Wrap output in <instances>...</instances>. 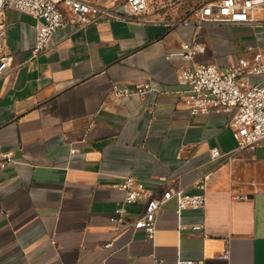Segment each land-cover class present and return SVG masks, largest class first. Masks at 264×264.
Returning <instances> with one entry per match:
<instances>
[{
    "label": "crops",
    "instance_id": "0c3cea01",
    "mask_svg": "<svg viewBox=\"0 0 264 264\" xmlns=\"http://www.w3.org/2000/svg\"><path fill=\"white\" fill-rule=\"evenodd\" d=\"M87 1L116 14L59 29L36 58L35 20L5 13L0 156L14 163L0 167V264H264V142L237 150L230 114L185 108L189 88L178 82L184 42L205 46L196 62L224 70L253 54V43L241 57L231 46L258 26L195 31L174 25L177 15L135 19L114 0ZM143 83L154 87L145 98L112 95L114 84ZM205 176L206 207L167 203L152 240L110 221L127 177L195 195ZM142 206L129 207V221Z\"/></svg>",
    "mask_w": 264,
    "mask_h": 264
},
{
    "label": "built area",
    "instance_id": "2783aa9c",
    "mask_svg": "<svg viewBox=\"0 0 264 264\" xmlns=\"http://www.w3.org/2000/svg\"><path fill=\"white\" fill-rule=\"evenodd\" d=\"M116 8L129 18H158L177 15L174 25L193 26L195 31L206 26H264V0H114ZM8 10L22 12L35 20L36 42L32 50L34 58L44 54L59 29L66 26L85 28L97 22L104 14L115 15L96 3L87 0H0V40L6 36L5 13ZM182 60L185 62L178 77L179 84L189 88L184 106L189 110H221L230 114L228 123L237 150H243L264 142V86L250 84L252 76L264 77V60L260 53L242 59L224 70L214 64L196 62L195 57L206 50L201 44H182ZM11 56L0 51V76L10 68ZM154 91L151 83L137 84L130 89L114 84L112 95L116 98H145ZM75 153V150H72ZM213 158L220 156L217 149ZM14 163L12 152H3L0 167ZM195 183L198 194L191 195L182 189H151L144 182L127 177L116 188L124 193V199L114 211L113 225H125L132 230H143L149 239L156 232L157 218L162 208L176 200L177 213L190 209H204L207 203L206 181ZM164 181V180H163ZM143 203L138 216L129 221V207ZM197 226L195 230H201ZM113 242L104 244L110 250ZM229 250L221 255L228 259ZM179 264H195L181 261Z\"/></svg>",
    "mask_w": 264,
    "mask_h": 264
},
{
    "label": "rangeland",
    "instance_id": "374dc122",
    "mask_svg": "<svg viewBox=\"0 0 264 264\" xmlns=\"http://www.w3.org/2000/svg\"><path fill=\"white\" fill-rule=\"evenodd\" d=\"M211 27H216V26H211ZM256 29L257 30H254L253 34L250 35L251 37H248L245 39L244 43H242V44L236 43V45L232 44L231 47H232V49H235L237 57L238 56L241 57V56L245 55V53L247 51L246 50V47H247L246 42H249V43H253V47L255 50L253 52V54L260 53L263 57V60H264V26H258V27H256ZM259 38L261 39L260 42L258 41ZM202 63H205V62H202ZM255 78L262 79L263 77L252 76L251 81L253 82L255 80Z\"/></svg>",
    "mask_w": 264,
    "mask_h": 264
}]
</instances>
